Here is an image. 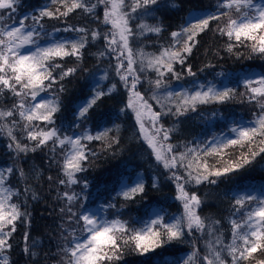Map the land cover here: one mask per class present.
<instances>
[{"label": "snow or ice", "instance_id": "1", "mask_svg": "<svg viewBox=\"0 0 264 264\" xmlns=\"http://www.w3.org/2000/svg\"><path fill=\"white\" fill-rule=\"evenodd\" d=\"M21 4L22 0H0V96L13 99L10 107H0V133L7 136L10 141L7 147L17 157L49 148L53 154L51 163L56 164L62 173L63 178L58 184L67 189L57 196L64 202L59 211L67 224L61 232L63 244L58 248L63 254L62 264H119L126 248L146 256L173 243H183L196 233L205 241L204 254L201 255V249L194 242L187 257L175 264H247L254 254L264 252V193L255 196L243 192L231 197L230 236L226 240L220 221L201 216L199 210L203 201L187 188L191 184L215 185L220 178L239 172L264 155V73L243 78L246 98L255 103L259 111L254 113L250 122L233 121L229 128L231 135L189 143L181 151L179 146L170 143L174 129L161 123L164 116L179 118L197 112L201 105L234 99L236 91L232 88L220 91L210 86L203 90L204 86L200 85L199 90L194 91H168L166 78L181 79L176 65L186 64L198 43L197 37L214 21L215 31L227 38L225 50L228 53L246 47L251 54L264 57V0H217L214 11L193 8L179 30L170 33V43L162 45L158 53L135 49L133 43L138 36L146 37L149 33L159 36L164 31L162 22L150 24L146 20L148 17L156 19L153 14L159 11L162 0H96V3L90 0H50L54 7L45 5L15 20L13 14ZM100 5L104 6L101 22L110 26L105 32L72 25L56 28L52 33L45 30L46 19H66L77 10L95 16ZM164 6L179 7L175 0H168ZM6 18L12 23H5ZM96 19L100 17L96 16ZM61 31L76 35L57 39L55 33ZM99 39L105 41V49L98 56H111L116 60L115 74L128 92L127 103L120 111H132L140 137L151 149V155L170 173L169 179L176 189L175 199L183 209L179 216L168 215L160 209L147 219L130 224L120 218L122 213L119 210L111 213L112 219L108 218V209L117 207L114 203L108 202L96 210L83 203L87 197L82 193L89 183L81 180L78 174L87 171L89 157L96 155L85 142L107 140L110 148L119 140L115 136L109 137L112 129L106 128L95 135L86 129L68 135L56 126L57 113L62 108L58 93L65 91L61 82L78 70V65L65 68L61 61L75 58L81 62L83 50L90 40ZM41 40L45 41L43 45ZM149 71L154 72L156 78L149 80L153 91L150 97H146L138 86H142V77ZM186 72L195 76L191 66H187ZM107 79L108 73L104 72L95 80L91 95L75 110L72 126L80 128L81 122L88 119L90 110L116 90V84L104 90L100 81ZM56 86L58 92H53ZM161 89L164 91L160 92ZM42 93L51 96L37 100ZM150 101H154L159 110ZM115 127L119 129L118 125ZM17 130L23 133V140L27 142L17 137ZM57 149L60 150V159L56 158ZM237 149L238 154L230 151ZM213 159L215 163H210ZM16 172L25 177L22 168H0V264H10L6 253L12 248L10 241L17 223H30L27 219L30 214L17 202L21 195L30 192V188L21 192L9 183ZM48 179L51 181L52 177ZM74 185H81V191L73 190ZM157 186L156 182L152 185L153 188ZM145 191L143 178L137 176L132 184L122 185L119 195L132 201L143 196ZM36 198L35 193L26 196V199ZM24 240V252L34 256L31 248L37 242L33 241L30 247L27 232ZM256 264H264V259Z\"/></svg>", "mask_w": 264, "mask_h": 264}, {"label": "trees", "instance_id": "2", "mask_svg": "<svg viewBox=\"0 0 264 264\" xmlns=\"http://www.w3.org/2000/svg\"><path fill=\"white\" fill-rule=\"evenodd\" d=\"M96 3V0H90ZM168 0H162V6L158 12L146 18L148 23L162 22L164 31L156 36L147 34L146 37H136L133 47L143 48L148 53H158L161 46L170 43V33L176 31L185 23V19L191 9L215 10L217 0H175L179 6L170 8L164 6ZM50 4V0H22L21 7L17 12L31 13L40 7ZM103 5L98 6L95 16L77 10L66 19L44 21L45 30L52 33L56 28H63L68 25L75 27H86L90 30L105 32L108 25L103 24ZM13 14V19L16 17ZM96 16L100 19H96ZM11 20H5V22ZM216 22H212L209 29L197 37L198 43L193 48L192 54L188 56L184 66L176 65V70L181 73V79L177 80L171 76L167 77L168 87L179 84L187 88H195L200 85L215 86L220 83L222 75L231 78L236 95L234 99L225 103H214L201 105L197 112H189L179 118L168 115L164 116L161 123L166 128L174 129L171 134L170 143L179 146L183 150L186 144H196L207 141L210 136L207 134L211 130L218 133L225 129L232 118H254V113L259 111L255 103L248 102L246 90L242 80L246 75L254 72L264 73V57L251 54L246 47H239L233 53H228L226 37H221L216 31ZM76 33L59 32L55 37L74 36ZM43 41V40H41ZM105 49V41L99 39L89 42L83 50L84 56L81 62L75 58H66L61 63L65 68L76 67L77 72L67 77L61 83L65 91L58 93L62 102V108L56 117V126L65 133H70L80 128L89 127L91 131H96L101 126L115 123L119 129H112L109 137H117L119 143H113L109 148L108 141L94 140L88 143V147L95 156L89 157L87 171L78 174L81 180H87L89 187L82 193L87 197L83 201L85 207L93 209L106 205L108 202L116 204V208L108 209V217L113 218L111 213L119 210L122 213L121 219L129 221L130 224L147 219L152 209H163L168 215H179L182 213V205L175 199L176 189L174 183L169 179L170 173L158 164L151 155V149L142 140L139 128L136 124L134 114L131 110L121 112L128 99V92L116 76L114 66L116 60L111 56L99 57L98 53ZM211 65V67H209ZM191 66L195 76L187 75L186 68ZM108 67L110 70L108 80L102 85L105 91L116 84V90L111 95L105 96L102 101L90 110L86 121L81 122V127L73 125L74 112L78 103L91 93L92 80L94 75L101 68ZM154 72H146L142 77V86L139 90L146 96L152 95V88H149V80H154ZM237 79H240L237 81ZM146 88V90H145ZM53 92H58V86ZM13 99L8 96H0V107H10ZM156 110L159 106L154 101H150ZM215 113V115H213ZM18 138L22 142L23 133L16 131ZM10 141L5 134L0 133V167L22 168L25 177L22 178L18 172L14 173L9 183L16 189L30 188V192L23 194L17 200L22 204V210H26L30 215L27 218L30 223H17V230L11 239L12 248L6 253L10 264H62V253L58 248L63 243L60 242L62 229L67 227L65 219L59 209L64 202L57 199L58 193L67 190L58 184V180L63 178L59 167L51 163L52 153L45 147L35 152L29 151L19 157L8 149ZM31 146V145H30ZM235 154L239 153V150ZM60 150L57 149L56 158L60 159ZM215 163V160H210ZM183 170H181L182 172ZM137 173L145 174V194L138 196L135 200L126 201L117 193V187L132 179ZM52 177L50 181L48 177ZM157 187L153 188V183ZM264 184V155L259 156L252 165L232 173L227 177H222L215 185L201 184L188 185L190 192H196L203 203L199 210L200 215L209 217L212 220L220 221V229L223 231L225 239L230 236L229 217L232 212V199L240 189L246 187H257ZM73 190L80 192L81 185H74ZM35 193L36 199H26ZM136 226H139L138 224ZM28 233V245L31 247L33 241L37 242L31 250L35 252L30 256L24 252L25 233ZM201 249V255L205 251V241L196 233L194 237H187L183 243H173L162 249H157L154 253L142 256L129 248L125 249L123 259L119 264H175L187 257L193 249V243ZM264 259V252H257L254 258L247 264H256L258 260ZM142 261V262H140Z\"/></svg>", "mask_w": 264, "mask_h": 264}, {"label": "rangeland", "instance_id": "3", "mask_svg": "<svg viewBox=\"0 0 264 264\" xmlns=\"http://www.w3.org/2000/svg\"><path fill=\"white\" fill-rule=\"evenodd\" d=\"M209 11H214V10H209ZM25 13H27V12H25ZM21 15H22V14H21L20 12H18L17 15H16V18H17V19H15V20H18L19 17H20ZM5 23L11 24L12 21H10V22L7 21V22H5ZM109 27H110V26H109ZM177 30H179V29H177ZM177 30H176V31H177ZM69 37H73V36H62L61 38H69ZM57 39H59V37H58ZM44 43H45V42L41 43V45H43ZM147 53H148V52H147ZM104 72H107V73H108V77H109V69H108V68H105V69L100 70V71L96 74V76H95V78H94V80H93L92 87H93L94 84H95V80L98 79V78H99ZM259 74H260V72H254V73H253V75H256V76H258ZM229 79H230V80L221 81L220 83L216 84L214 87H215L217 90H220V91L224 90L225 88H233V87H234L233 82H232V80H231L230 77H229ZM105 81H106V80H102V81H100V84L104 83ZM148 87H149V88H152L151 86H148ZM209 87H210V86H209ZM207 88H208V87L205 86L203 90H207ZM145 90H146V88H145ZM167 90H168V91H173V92H182V91H185V90H191V91H194V90H199V87H198V88H190V87L187 88V87L181 86V85H179V84H175V85H172L171 87H168ZM152 91H153V90H152ZM163 91H164V89H161V90H160V92H163ZM50 96H51V94L46 95V94L42 93L41 96L38 97L37 100H40L41 98H50ZM89 96H90V95H89ZM89 96H88V97H89ZM88 97L84 98V99L79 103V105L82 104V103H84L85 100H86ZM79 105H78V106H79ZM250 121H252V120H249V119H242V120H241V122H250ZM115 126H117V125L112 124V125H108V126L102 127V128H100V129H99L96 133H94V134L91 133V130H90V129H88V131H89L91 134L95 135V134H97V133H99V132L105 130L106 128H107V129H113V128H115ZM231 126H232V125H231ZM84 130H85V129H84ZM84 130H80V131H77V132H75V133H74V132H71V133L68 134V135L79 134V133L83 132ZM222 135H231V134L229 133V129H227V131H226V130L221 131L220 133L216 134L215 136H222ZM212 137H213V136H212ZM212 137H211L209 140H211ZM0 168H2V167H0ZM137 176L142 177V178H143V181H144V177H143V175H136V176H134L131 180L125 181L124 183L132 184V182L137 178ZM124 183H123V184H124ZM123 184H122V185H123ZM122 185H120V187L117 188V192H118V193H120V190H121ZM243 192H250L252 195H255V196H261V194L264 193V185H262V186L259 185V186H257V187H248V188H246V189L240 191L239 193H243ZM100 208H101V207H98L97 209H100ZM94 210H96V209H94ZM158 210H159V209H154V210H152L151 213H150V215H151L152 213L158 211ZM150 215H149V216H150ZM179 215H180V214H179ZM179 215H176V216H179ZM65 234H66V233H65ZM60 242L63 243L62 236L60 237Z\"/></svg>", "mask_w": 264, "mask_h": 264}, {"label": "bare ground", "instance_id": "4", "mask_svg": "<svg viewBox=\"0 0 264 264\" xmlns=\"http://www.w3.org/2000/svg\"><path fill=\"white\" fill-rule=\"evenodd\" d=\"M221 80H222V81H225V80H230V79H229V76H227V75H222ZM184 87H186V86H184ZM207 134H208L210 137H212V136H215L217 133H214V132L211 130V128H210V130L208 131ZM136 175H143V177H144V183L146 182L145 174H143V173H137ZM136 175H135V176H136ZM159 210H160V209H159ZM140 262H142V261H140Z\"/></svg>", "mask_w": 264, "mask_h": 264}]
</instances>
